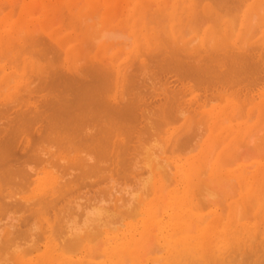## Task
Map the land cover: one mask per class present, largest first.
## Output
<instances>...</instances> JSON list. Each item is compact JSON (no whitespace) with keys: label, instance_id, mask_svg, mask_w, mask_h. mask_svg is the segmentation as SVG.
Returning a JSON list of instances; mask_svg holds the SVG:
<instances>
[{"label":"bare ground","instance_id":"obj_1","mask_svg":"<svg viewBox=\"0 0 264 264\" xmlns=\"http://www.w3.org/2000/svg\"><path fill=\"white\" fill-rule=\"evenodd\" d=\"M107 1L109 2L110 0ZM182 1L187 2L190 14L193 13V16L191 15L193 18L190 19V22L188 21L190 25H188V22L185 23L189 27L187 26L186 28L184 25L185 31L187 30L186 33L189 31L192 32L193 30L194 31L197 30L199 34V36L196 38L197 34L195 32L196 36L195 38H192V40L190 39L191 41L188 43V47H184L183 46L184 44L180 43L179 39L181 38H179V36L176 35L177 34V31L175 29L176 27L174 22L172 23L171 20L173 19V17L170 14H168V11L167 12L165 11L167 14L166 13L159 14V18H162L163 19L162 20L157 18L158 16H155L158 14V11L156 10L155 6H154L155 8L154 10L157 14L155 13L154 15L153 14L151 15L150 13H148V11H146L147 9L145 10V12H147L150 16H152L151 19L154 17L158 19V20L155 19L156 21L155 20L151 21V22H155V25L160 26L161 22L158 24H156V22L164 21L163 25H161L160 29H158L160 30L159 31L160 34L158 30L152 31V33L153 32L156 33V35L153 34V39L156 37L158 42V38L160 40V36H161L163 37L161 39L162 40L164 39L165 42L169 40L168 41L169 43H167L169 45H167L165 42H164L165 44L162 43L163 42L162 40H160L159 42L162 43V45L164 44V46L166 45L167 46L166 48L163 47V49H160L164 51L165 48V51L161 55L159 54L161 57L158 58V55L154 57V59L156 58L158 61L157 63L156 62L154 63L153 61L154 66L155 64H157L155 66V69L158 68V63L160 66V64L163 61L164 62L162 64H166V63L168 64L169 61L170 64L171 62L172 64H174L175 61H177V63H175L172 66L173 69L171 65L169 64L168 65L169 68L171 67L170 69H172L173 71H175L174 66L176 67L175 72L171 70L170 71L172 74H176V73L178 74L177 76L176 75L172 76L173 77L172 79H174L173 81L176 82L178 81L177 82L178 84L181 83V85L179 84L180 87L178 88V86L176 85L177 87L175 89L173 88L174 92L170 88L171 85L169 87L170 89L165 88L166 86H164V83L165 85L166 84L169 85L167 82L169 81L167 80L169 79V77L165 79L162 77L164 79L163 80L164 83L163 84L162 82L160 83L161 86H164L163 88L166 91L161 89L162 87L160 88V90H163L166 96L168 95L167 97L168 100L162 92L158 93L159 91L157 92L155 88L154 91H156L157 93L156 94L152 88V91L156 95H158V97L154 95L156 97L154 99L157 100L156 101L154 99L151 100L152 103L150 102V100L149 103H146L145 102L146 100L143 102L142 100L143 99L142 96L144 95L143 93L142 96H139L138 94L135 95L133 94L134 92L130 91L131 88L133 87L135 88L134 86L135 75L134 77H132L133 79L132 81H130L131 78L128 81L127 77L129 74H130L129 76L131 77L132 71H130V73L126 72L128 74L127 75L123 71V69L120 68V65L117 63V61L111 63L107 60H102L94 63L91 62V64L88 63L89 65L87 64L88 66H85L86 67L85 69H88V71L86 72L84 71L86 76H82L84 74H81L84 68L82 70L77 71V73L76 71H74L77 74V76L79 73L81 74V76L79 75L80 76L79 78H76V76L74 78V75L68 77L71 74L66 73L65 75L61 71L58 72L59 70H61L59 68L58 71H54L55 67L53 69V66H51L53 70L51 69V67L49 68L50 65L54 64V61L52 60H51L53 62L52 64L48 63L50 61L49 60L50 58H48L49 61L46 62L47 64L44 62L45 63L44 65L45 66L47 65L45 68L46 70H44L45 67L44 65L42 66V64H39L38 62L32 61V63L34 64L35 63L39 64L33 66V67L36 66L37 67V68L35 67L37 69L36 71H39V73H36L37 78L34 77L35 78L34 79L32 77L35 83L38 80H40L41 78L39 77L42 76L41 80H43L42 82L44 84L43 83L40 84L41 86L42 85L46 86L45 82L47 81V78L50 80L49 77L50 76L53 77L54 75L55 79L51 77L52 78L51 82H54L56 80L54 85L55 84L57 85V86L55 85L57 87L56 88L57 90L55 91L61 93L59 95L58 93L55 92L56 94H58L57 96H59L60 98V96H62L63 94L65 95V92L66 94L68 93V95H65L66 97L68 96V99H65L66 97L65 98L63 97L60 98L59 100L54 99L55 97H53L51 94H47V92L48 93L50 92V89L54 88L53 84L50 83V81L49 84H51L52 87H50L49 84H47L50 87V89L48 86L46 87L43 86L45 89L47 88L46 93L44 91V88L42 87L43 88L42 89L40 85H39L40 89H42L44 92L39 88H38L39 90L37 89L38 91L36 92V88L38 87V85L36 87L32 85L33 87L31 91L30 90L31 87L25 89L26 86H24V83L26 82L24 83L22 82V78H21L22 75L21 77H17L16 75H14L17 78L15 80H12V77L14 78V76H11L12 72L11 73L6 72V68L7 67L10 68V67L8 65L6 67H4V65H0V98H1L0 100L3 101V103L0 102L1 104L0 107L5 109V111L2 110V108L0 109L1 110L0 111L1 112L0 114V264H264V176L261 177L262 173H264L263 171L264 167H262L264 164V162H262L264 160V157L261 156L262 153L264 155L263 152L264 150L262 149L261 153L258 154V156L259 155L261 156L260 158H262V161L261 160L260 161L263 164L247 165L244 164L243 162L241 163V161L240 163H238V161H236L238 160L237 157L232 156L231 158L228 157V155H225L226 149L221 153V155H219L220 152L218 153L215 151L216 149L214 150V145H212L211 142L212 140L210 141L209 138L205 143L204 149L202 144L201 148L203 150H201L200 152L198 151L197 155L194 156L192 155L193 157H190L189 161H187L186 159L185 161L180 158V157L183 158V156H179V158L177 157L172 158L171 155H167L168 153H173V152L175 153L178 149L181 150V147H177L178 149L175 150V146L177 145L176 143L174 146L171 145L164 146L165 149L162 146L164 142L168 143L169 141H172L173 137L178 132L177 127H171V128L167 127L170 126L171 123H173L172 121H168L169 119L171 120V118L169 117L168 119L167 116H169L172 112L177 111L174 110L176 105H178V108L182 107V109L181 108L179 109V111L181 110L180 112L177 111L180 115H185L186 113L187 116H193L192 118L194 119L196 118L195 120L193 119L194 124H192V120L190 123L191 125H193V129H190V125H189V129H188L189 131L187 130L188 131L187 135H189V132L191 134L189 135L190 137L192 135L194 137V132L196 130H198L197 132H199V129L195 130V128H199L201 124L202 125L207 124V127L209 126L214 127L213 124L215 123V120L213 119V117L217 118V116H215V114L212 113L214 107L209 108L207 106V103L212 100H208L206 103H205L206 100L205 101L201 100V102L199 101L201 99L200 97L203 96L205 97L206 92H209V96L212 98L216 96L218 91L220 92L217 94V96L220 95V93L222 95L225 94L224 92H229V93L231 92V94L232 95L234 94L235 96L228 95L229 93H227L226 95L230 97L232 96L231 98L233 99L234 97L235 99L239 98L236 101L237 104L238 103L240 104L241 102L240 100L243 99L241 102L243 104L241 105L247 107L249 110H254V109L259 111L264 110V77H263L264 76V0H232L233 4L231 3V0H229V2L227 0L226 2L227 4L230 3L232 6L234 5L236 8H238L240 5L242 7L244 6V4H246V8H248L249 10V11L246 10L245 12L239 15L237 14L238 16L237 15L235 17L230 16L229 18L226 15L228 13L223 12L224 7L225 10L227 11L228 9V8L226 9L227 5L221 7V5L223 6L226 4L225 3L226 0H212L213 1V2L211 1L213 3L212 5L216 6V7L212 6V8L209 5H204L203 1L207 2L206 0L203 1L201 0L203 4H201L200 1L196 2L198 0H182ZM211 2L209 4H211ZM4 3L6 4L5 1ZM4 3L2 2V4ZM219 3L220 4L223 3V4L220 5ZM240 3H244V4H240ZM13 4L16 5V3ZM44 4L46 5V7H48L46 2ZM236 4H239V6H237ZM6 6L5 7L3 6V8H6ZM167 9L169 10V8ZM197 10H198L197 13L201 14L203 17L197 14L199 16L198 17L196 13L194 15V12H196ZM216 10L218 15L216 13ZM218 10L219 11L222 10V11L219 13ZM234 10L235 12L234 11L231 12L236 14V9ZM1 11H3V9ZM27 12L28 11L25 12L26 15ZM31 12L32 9H30V13ZM152 13H154V11H152ZM25 14L23 16L24 18H25ZM230 15H232V13ZM187 16L188 15H186L185 17ZM55 17L57 19L58 16L55 15ZM194 17L195 18L197 17V19H194ZM24 18H22L23 21L21 19L20 21L22 22L26 21V18L25 19ZM30 18L33 19V17L31 16ZM89 18H93V16L91 17L89 16ZM109 20L107 21V19H102L101 23L103 25L101 29H99L100 32H98L97 29H95L96 30L95 34H93V35H97V32L100 33L98 34L99 39L98 38L96 39H98L99 41L104 40L101 47H108L109 45H111L112 48L115 45H122L123 47L124 46L126 47L128 45L131 46V44H133L132 36L128 35V38H126V36L124 35L125 31L122 30L123 32L120 31L117 32L115 29L117 27L108 24L110 22ZM67 21L71 22V20H67ZM76 21L79 24V21L77 19ZM199 21H201L203 24H206V26L202 27L203 24L200 23ZM111 22L113 23L114 20L112 19ZM166 22H168L169 25H171L172 23L171 28L173 29H168L166 26ZM191 22L192 23L194 22V24L195 25L197 24L198 26L192 27L193 24ZM145 24L149 25L146 21ZM68 27H72V26L68 25L67 28ZM162 28L164 29V32L161 33V31L163 30ZM145 29L146 30L148 29L147 26L145 27ZM23 31L21 36H23ZM147 31H145L146 35H147ZM183 31L184 29L181 32ZM92 32H94V30ZM184 32L183 34H186ZM11 33L13 34V32ZM85 34L86 33L84 32L83 35L86 36ZM7 35L8 37L12 38L11 35L9 34ZM28 36L27 38L30 41L32 40L31 42L27 41V39L25 40L26 37L23 36L25 41L23 40L22 41L23 43L25 42V44H22V46L23 45L25 46L22 47L16 45L18 48L21 47L20 49L17 48L19 50L18 53L20 54L15 52V54L17 53L19 57V61L17 62L19 63L18 64L19 67L15 66L16 70H18V68H20L23 65L20 64L22 62L20 59L21 56L24 53H26L25 50L28 51L29 49L28 44L34 43L33 38H35V36H33L32 39L30 38L31 36L29 37ZM79 36L82 37V35L80 34ZM165 36L166 38L168 36V38L167 39L164 38ZM94 37L92 38L94 39ZM149 37H152V34L150 36L149 35L146 36L147 39ZM2 38L3 37H1L0 41L5 40L4 38L3 39ZM119 38H122L123 41H115L116 39ZM124 38L128 41V43L129 42L130 43L129 44L125 43ZM149 39L152 40V38ZM196 39H198L199 41L198 46L195 45L196 43H194L195 41H197ZM85 40H87V38ZM85 40L83 39V42ZM93 42L96 43L95 41H92L91 45H93L92 44ZM157 42L156 44H158ZM88 44H90V41L89 43L87 42L86 45ZM175 44H177L178 46L180 45L181 47L183 46L182 48L185 49H182L181 47H178ZM60 46L61 47H59V52L61 51V54H64V57L66 58V60H68L69 59L68 56L71 55L69 54L70 51H68L66 47H63L62 44H60ZM111 46L108 47V50L111 49L110 48ZM194 46L197 47L194 48ZM30 47L32 48V46ZM189 47H193L194 49L190 48L191 50H189ZM24 48L25 50H23L24 51L23 52L22 49ZM31 48L29 49V51H32ZM57 48H56V53L58 52ZM166 49L168 50L170 49L172 53L169 51L168 53H166L167 52ZM90 51L92 50L90 49ZM188 51H191L190 54L188 53L189 55L186 53ZM33 52L36 53V49L34 50L33 48ZM33 52H30L31 55L33 54ZM59 52L58 54H60ZM182 52L183 55L185 54V56L187 57L184 56L185 58H183V60H180L182 57L179 55L182 54ZM28 53L29 52H27V56ZM35 53L33 54L35 59L41 58L38 53L36 54L38 55V57L37 56L35 57ZM173 53H178L179 55L178 54L176 56L175 54L172 55ZM168 55L169 57L170 56L171 57L167 58ZM190 55L191 57H194L195 60L192 59L191 61L190 59V62H188L187 60L191 58L188 57ZM6 56L7 54L5 55V57ZM48 56L49 55H47L46 57ZM164 56L166 60H164L163 58ZM59 57H61V55ZM118 57L120 56H117V58ZM27 58L26 57L23 58L25 65ZM161 58L163 60H161ZM178 58L180 59L178 60ZM170 59L173 60L171 61ZM11 61H9L10 64L17 65V63L15 62L17 60H14V62L12 63ZM135 64H133V66ZM150 64L151 66H153L152 63H149V65ZM249 64L252 67V68L250 67V70H249ZM141 65L139 66L142 67ZM149 65L147 64L146 69L150 68L148 67ZM165 66L168 68L167 65H164V68H166ZM38 67H41L42 70L41 69H40L41 71L38 70ZM61 68L63 67L61 66ZM162 68L163 67L157 69L160 70L158 71L159 74H165L166 73L165 71L167 72L169 71V68L167 70L163 68L165 71H163ZM43 70L46 72H44ZM149 70L151 71V68ZM42 71L46 74L50 73V75L47 74V76L49 77L46 76L47 77L46 78L45 74H43ZM150 71L148 72L146 71V72L151 73ZM170 71L168 73H170ZM53 72L54 73L57 72L61 75L63 74L65 76V77L63 76L64 79H62V77H60L61 79L60 78L56 79V77H59L60 75L56 73L55 76ZM40 73L41 76H39ZM142 74L145 75L144 73L141 72V75ZM139 75L138 77L140 78ZM187 75L189 76V79L187 77L184 80L185 76ZM34 76H35V72H34ZM190 76L193 77L194 84L192 82L193 79L190 78ZM25 77L26 76H24V78ZM66 77L67 79H65ZM179 77L183 78V79L181 78L182 81L180 80ZM45 79L46 81H44ZM187 79L190 80V82L188 81L189 84H186L187 85L186 86L185 83H183V81L187 82ZM58 80L59 82H57ZM61 80H63V82L66 80L62 84L63 86L65 85L64 87L62 85L60 86L57 84V83L61 84L62 83ZM179 80L181 82H179ZM126 81L129 82L128 84H132L133 87H131V85L130 86L127 85ZM133 81L134 83H132ZM153 82L154 81H152V83ZM169 82L171 84V81ZM255 84L257 86V89H254ZM22 87L24 88L22 89ZM211 87H215V89L212 88L214 91H216V94L214 95L215 92H213L212 90L214 96L210 95ZM63 88L65 89V92L60 91ZM27 89H28V93H26L27 91L25 92V90ZM197 90L198 91L200 90V92H198L200 94L198 95L194 94V92H197ZM40 91H42L45 94L44 96L45 98L42 96L43 95L42 92L41 94L38 93ZM52 92L54 93L53 90L50 93ZM148 92L146 94L145 99H147L148 98L147 96L151 94V93L148 94ZM177 92L179 93L178 96L179 100L178 98H176L177 97L176 95H178ZM180 92L183 93L184 98L185 96L191 95L186 104L181 103L185 100L183 98L182 101L181 97L183 96L182 93ZM34 93L38 96L39 95L42 96V97L39 96L40 98L38 97L39 101L42 98L44 99L38 102L37 101L38 98L35 97ZM171 93L175 95L173 96ZM153 94L149 96L150 99H152ZM161 94H163L162 97ZM237 94L238 96L240 95V97L243 98L240 99V97L236 96ZM170 95H172L171 97L174 100L171 97H169ZM206 95H208V93H206ZM159 96L162 98V99L160 98L161 101L159 100ZM136 97L137 99L139 97L140 99L141 98L142 99L136 100ZM63 99H65L64 102H62ZM214 99H216V97ZM164 100L170 103L168 104L166 102L167 105L165 104L163 105L162 101ZM157 101L160 102L158 103ZM172 101L174 103L177 101L176 105L174 104L172 105L171 104ZM138 102L140 103V105L142 103V105L137 110L141 111L142 113L145 112L144 109L146 107L145 104L152 105L153 102L155 103L150 107V109H152L153 114H156L157 112V114H159L160 116V119L158 117H154L157 119L153 120L152 119L153 117H150L151 120L156 121V123L153 122L154 124H158L157 126L153 125V127H156V130L151 126L153 123L149 126L152 127V130L154 129L155 131H157V129L160 130L162 126L166 124L165 126L167 128L165 129L164 132L165 139L163 143L159 142L162 141L161 136L159 137L161 138L160 140H158L159 138L157 137L159 136L158 134H160L161 131H159L156 135L155 131H154L155 134L153 131L150 132L151 131L150 127H148L147 125L146 126L150 131H148L145 128V122L143 123L144 125L142 124L144 126V128L142 126V130L145 129L143 131L140 129L141 127H139V124L138 126L136 125L137 122L139 121V117L136 119L137 116L134 115L135 117L134 118L133 115L130 114L131 112L133 114L139 113V111H136V108H138L139 106ZM26 104H28V106L30 105L31 107L26 108V110H24V108L22 109V107H27ZM143 105L145 106L143 108L144 110L142 109ZM155 105L156 106L158 105L159 108H157ZM231 105L232 108L234 109V104ZM19 106L22 107L20 108ZM242 106H239L238 110H240ZM170 107L172 108V110ZM244 107L242 108L244 109ZM140 108L142 110H140ZM237 108L235 110L238 113L239 111L237 110ZM153 109L155 110V112L153 111ZM161 110L164 111L161 112ZM167 110L168 111L171 110L172 112L169 113L170 111L168 112ZM145 113L144 115L146 116ZM162 113H164L163 116ZM166 113L167 115H165ZM237 113L235 115H237ZM176 115L174 113V116L172 115V118L176 117ZM151 116L153 115L151 114ZM130 118H132L133 120L136 119L134 122L135 124L134 123L131 124L133 120H131V122L128 121L130 120ZM147 118H149L148 115ZM182 118L184 117L182 116ZM189 119L190 117H186L185 121H188ZM222 119L224 120V118ZM157 120L159 121V123H157ZM164 121L167 123H165ZM41 123H43L42 130L40 131L39 134L44 135L46 139H44V136H41L39 134H38V139L35 138L37 137L36 136L37 134L34 135L35 136L34 139H37L40 142V140L42 141L40 137H42L44 140L48 141L47 144L48 146H49V142L52 141L55 146L53 144H50V146L53 145L51 147L56 151L55 150L51 151L52 149L49 146L50 149L49 152L48 151L49 149L48 148L46 149L47 146L43 144L44 141L43 143L41 142V144H43L45 148L44 146H41L44 148L43 150L41 149V147L37 149L40 143H37L38 142L37 141L36 142L37 146H36L35 144L36 140H34V144L32 142L33 144L32 147L27 146V148L29 147L28 149H30L27 150L30 151L29 154L31 155H28V151H26L25 147H24L25 148L24 151L26 152L22 151L24 153L23 156L25 155V153H27L26 156L27 157L29 156L28 157L29 159H31L32 157L31 160L28 159L31 162L27 161L26 156H25L26 160L24 161V158H22V154L20 153L21 154L20 155L17 151H15L16 146L18 142L21 141V137H24L23 136L24 134L29 133L28 130H30L29 129L30 127L33 126V129H35L34 125ZM168 123L170 125H168ZM196 123H199L198 124L199 127L197 126ZM159 124H162V126L161 125L159 126ZM194 125H196V127ZM135 126L138 128H136ZM261 126L262 127H259L258 130L256 128V133L254 132L255 134L254 133L249 134L250 138L248 139L250 141L248 140L249 141L248 144H251L254 141L253 139H255L254 136L256 134L260 135L262 131L264 132V127H263L264 125ZM130 127L132 129H130ZM205 127L206 126H203V128ZM135 128L137 131L139 129L140 131L138 132L139 134L136 132V130H133ZM203 128L200 127V129ZM191 130H193V132ZM30 131L34 132L33 130ZM133 131H135L134 133L136 135L132 134ZM146 131L147 134H149L150 132L151 135L152 134L155 135V137L153 136L151 137L149 134L147 135V137L148 139L149 137L155 138L156 142L155 140L154 142H152L153 139H151L149 140L150 142L147 141V143H145L146 140L148 139L142 141L143 139L138 138L140 136V133L142 132L145 133ZM203 131L204 129L200 130L199 132L200 135L202 136L205 132ZM32 132H30L31 137H33L32 134H34ZM131 135L134 136L132 137ZM257 135L255 137H259ZM261 135H263V137L260 136L261 138L260 137L258 139L256 138L255 146L256 145L258 146V143L260 144V147L261 145H264L263 144L264 133ZM135 136L136 139L133 140ZM143 136H145V134H143ZM216 136L218 135H214L212 133L213 139H215ZM156 137L158 139H156ZM182 137L184 136H181L180 138ZM198 137L200 138V136L197 135V139H196L197 141L199 140ZM130 138L132 142H135L134 147L132 146L133 144H131L132 149L136 147L134 150L137 149L138 144L140 143H142V145L143 143L145 144L144 146L145 149L141 145V149L138 150L141 151L142 149H144L143 150L144 154L141 151V153L139 152L141 155L137 153L136 156L134 152L135 156L134 155L132 156L133 159L138 157L137 160L135 159L136 161H138L139 158L142 157L141 158L142 160L140 159L141 161L136 162L133 161L132 159H129L131 157L129 156V154L131 153L133 154V152H131L132 149L129 143ZM185 138H187L186 135ZM195 138L196 136L194 137L193 140L194 142L196 141ZM176 140H178V137ZM31 141L32 140H30V144ZM136 141H139L140 143L139 142L136 143ZM187 141H189V139ZM190 142L191 141H189V143ZM241 142L239 143L238 148L242 147L240 146ZM127 143L129 144L130 147L129 149L127 148L128 147ZM148 143L151 144L154 143L153 145L158 143L157 146L159 145V143L162 144H160L158 147L156 145L154 146L157 149L156 151L157 153H155L153 147L150 148L147 147L150 145ZM177 143L178 145L180 144L179 141ZM217 143L215 145H217ZM74 144L75 145L77 144L76 146H78L79 148L78 147L77 148L82 151L81 152L82 155H84L85 153L84 156L86 155L87 156L86 157L77 156L79 155L80 152L77 154L79 150L77 149L76 151V146ZM181 144H184L183 141L181 142ZM27 145H29V143ZM81 145L84 149L80 147ZM190 145L192 149H195L191 143ZM219 145H217V147ZM34 146L36 147L35 152H33L35 150V148H33ZM69 146L71 148L74 146L75 150L74 149L71 150ZM161 146L164 149V151H162ZM247 146H248L247 148L253 149V147H251L250 145ZM146 147L148 149H146ZM191 147L189 148L190 150L188 151H191ZM158 148L159 150H161V152L160 151L158 152ZM240 148L238 149V151L240 150ZM65 149H69L70 152H72L71 153L72 156L76 152L75 156L71 157L70 152H68V150ZM126 149H128L131 153L128 154ZM59 150L63 152L62 154L65 153L64 156H66V158H64V156L62 157V154L56 153ZM85 151L86 152L91 151V154H88L89 152H87L86 154ZM240 151L242 152V150ZM14 152H16V154L18 153L19 155L13 156L15 154ZM161 153L162 155H160ZM125 154H128L129 157L127 156V158L129 160H127V158L124 157ZM245 154L244 156H246ZM57 155H61V157ZM138 155H140L141 157ZM240 155L241 154L238 153V156ZM16 156L19 157L21 156V157L20 158L18 157L19 158L18 159L16 158ZM196 156L198 157L196 158ZM14 157L19 161L20 159H22V163L25 165L17 166L19 165L20 162L16 161ZM130 160L131 162L129 163ZM63 161H65L66 164H64ZM16 162L19 163L17 164ZM22 163H20V165ZM61 163L65 165L64 166L62 164V166H64L67 169V171L64 169V167L58 166V164L61 165ZM128 164H130L131 168H128L130 167ZM58 167L62 168L63 171L66 172L62 173V171ZM113 167H116L118 170H120V171L116 170L118 171V173L120 172V175L116 174L117 176L116 178L121 180V182L123 180L125 184L121 183L122 185L121 186L120 183L118 184V181H116L118 179L114 178V181H112L113 185H109L108 188L102 187L104 189H102L99 192L98 190H96L98 187L95 186L98 183L93 178L97 177L98 179L97 178L96 179L99 182V177L100 179L105 178L106 175H104L105 177H101V175H103L105 172L107 174V170ZM121 172L123 174H121ZM125 174L127 177L124 176ZM129 175L130 176L132 175L131 177L133 179L132 181L133 183L130 182L131 179L130 177L128 182ZM123 176L126 179H124ZM90 179L92 183L94 182L93 180H95V182L92 185L95 188L96 187L97 188L95 189L92 185L87 184V186L89 187L91 186L90 188L88 187L89 188L88 190L91 189L90 190L91 193L92 194L94 193L93 196L95 195V192L98 191L99 194L98 195L96 194L98 197H95L96 195L94 197L90 196L91 193L88 194L87 193L88 190H86L87 186L85 188L84 187L82 188V186H84L83 183H85V185L86 183H91L89 182ZM102 179L100 181H102ZM103 181L102 184L104 183ZM99 183L101 184V182ZM115 183H117L118 186ZM81 184H82L81 186L82 190L80 188ZM104 185H106V183ZM93 188L96 191H94ZM76 191L77 192L80 191L79 193L81 194V196L83 193L81 191H84L83 194L87 196L83 195L84 197L83 199V197L77 195L79 193H76ZM74 192L79 197L77 196L74 197L73 195L75 194ZM72 195L73 197L71 198ZM86 197H88L87 198L88 200L86 199ZM149 254H151V256H149Z\"/></svg>","mask_w":264,"mask_h":264},{"label":"rangeland","instance_id":"obj_2","mask_svg":"<svg viewBox=\"0 0 264 264\" xmlns=\"http://www.w3.org/2000/svg\"><path fill=\"white\" fill-rule=\"evenodd\" d=\"M4 1L6 2V4L4 3ZM9 1V2H8ZM15 1V2H14ZM30 1V2H29ZM145 0H110L109 2L107 1V0H97V1H95V0H0V40H1V37H3L5 40L4 41H0V65H4V67H6L7 65L10 67V68H6V72H8V73H11V76H14V75H16L17 77H21V75H22V82L24 83V82H26V83H24V86H26L25 87V89L26 88H30V90L32 91V85H34L35 87L38 85V87L36 88V92L40 89V86H41V84L40 83H43L42 81L43 80H41L42 79V76H41V73H40V75L39 76H41V77H39V78H41L40 80H36L37 82L35 83V81H34V77H36V73H39V71H36L37 69V67L35 68V67H33L34 65H39V64H42V66L46 63V62H48L49 60L51 61H54V64L53 65H50L49 66V68L51 67V66H53V69H54V67H55V70L54 71H58L59 69H61V70H59L58 72H62L63 74H65L66 75V73H69V74H71V75H67L68 77H71L72 75H74V78H75V76H76V78H79L80 76H81V74H84V75H82V76H86L85 75V72L86 71H88V69H85L86 67L85 66H88L89 64H91V62L92 63H94V62H97V61H102V60H107V61H109V62H111V63H114V62H116L117 61V63L120 65V68L121 69H123V71L126 73H130V71H132V73H131V77L128 75V81L130 80V78H131V80L130 81H132L133 79H132V77H134V75H135V79H137V80H135L134 79V81H135V83H134V81L132 82V83H134V86H135V88L133 87V85L132 84H128L129 82H127L126 81V83H127V85H131V87H133V88H131V90L130 91H132V92H134L133 94H138L139 96H142V93L144 94L143 96H142V100H143V102L145 101L146 103H149V100H150V102H151V100H153L154 98H156V97H158V95H156L157 93H156V91H154L155 90V88H156V90H157V92L158 93H163L164 94V91L163 90H165L163 87L164 86H166L165 88H169L170 87V85H171V89H172V91L174 92V90H173V88L175 89L177 86H178V88L180 87L179 86V84L181 85V83H177L176 81H173L174 79H172L173 77L172 76H177L178 74L176 73V74H172L171 73V71H173L172 69H173V65L175 64V63H177V61H175V63L174 64H172V62H171V64H170V61H169V65H171V67H172V69H170L169 68V65L166 63V64H160V66H159V63H158V68L157 69H160V67H163L164 68V65H167L168 66V68H169V71H170V73H168L167 71H165L164 69H168L166 66V68H162V70L163 71H165L166 73L165 74H159L158 73V71H160V70H157V69H155V66L157 65V64H155V66H154V63L156 62H158L157 61V59L155 58L154 59V57L155 56H157L158 55V58L159 57H161L160 55L165 51V48H166V46L167 45H169V44H167V43H169L168 41L169 40H167L166 42H165V40L163 39H161V38H163V37H161L160 36V40H162L163 42L162 43H166L167 45L166 46H164V44L162 45V43H159L160 42V40H159V38H158V42H157V38L155 37L154 39H153V34H155L156 35V33H152V31L154 30V31H157L158 29H160V27H161V25H163V22L162 21H158V22H156V24H158V23H160L161 22V25L159 26V25H155V22H151V21H153V20H155V19H157V18H159V14L160 13H166L167 11H168V14H170L172 17H173V19H171L172 20V23L174 22V24H175V29H176V31H177V34L176 35H178L179 36V38H181V39H179L180 40V43L182 44H184L183 46L184 47H188V43L192 40V38H195V36H196V34H197V36H196V38L199 36V34H198V32H197V30L196 31H192V32H190L189 30V32H187L186 33V31H185V28H184V25H185V27L187 28V26L188 25H190V19L191 18H193L192 16H193V13L192 14H190V11H189V8H188V5H187V2H183L182 0H147V1H145ZM200 1V3L201 4H203L202 2H201V0H198V1H196V2H199ZM203 1V0H202ZM207 2H205V1H203L204 2V5H209L211 8H212V0H206ZM212 1V2H211ZM2 2L4 3V4H2ZM46 2V4H47V6L48 7H46V5L44 4ZM145 4H144V3ZM211 2V4H209ZM227 2V0L225 1V3ZM228 2H229V0H228ZM8 3V4H7ZM13 3H16V5H14ZM31 3H33V4H31ZM216 3H218V2H216ZM224 3V4H225ZM231 3H232V0H231ZM244 3H246V2H244ZM244 3H240V4H244ZM30 4H31V6H30ZM107 4V5H106ZM166 4H167V6H166ZM179 4V5H178ZM180 4H181V6H182V8H181V6H180ZM220 4V3H219ZM218 4V5H219ZM221 4H223V3H221ZM220 4V5H221ZM230 3H226L225 5H221V7H224V6H226L227 5V7H226V9H227V11L225 10V7H224V11L223 12H225V13H228V14H226L227 15V17L229 18L230 16H232V17H235L237 14L239 15V14H241V13H243V12H245L246 10L247 11H249L248 10V8H246V4H244V6H242L241 7V5L239 6V4H236L237 6H239L238 8H236L234 5V7L231 5H229ZM233 4V3H232ZM8 7H7V6ZM97 7H96V6ZM106 5V6H105ZM127 5V6H126ZM170 5V6H169ZM215 5V4H214ZM3 6L5 7L6 6V8H3ZM12 6V7H11ZM110 8H109V7ZM151 6V7H150ZM154 6L156 7V10L158 11V14L155 12V8H154ZM229 6V7H228ZM24 7H26V8H24ZM31 7V8H30ZM42 7H44V8H42ZM46 7V8H45ZM169 8V10L167 9V8ZM213 7H216V6H213ZM220 7V8H221ZM236 9V14L235 13H233V12H231V11H234L235 12V10L233 9ZM64 8V9H63ZM104 8V9H103ZM109 8V9H108ZM149 8H150V11H149ZM218 8V7H217ZM219 8V9H220ZM233 10H232V9ZM239 8H240V10H239ZM3 9V11H1ZM5 9V10H4ZM13 9V10H12ZM14 9H15V11H14ZM30 9H32V12L30 13ZM134 9V10H133ZM147 9V10H146ZM166 9V10H165ZM186 9V10H185ZM215 9V8H214ZM12 10V11H11ZM61 10V11H60ZM63 10V11H62ZM145 10L146 11H148V13H150L151 15L153 14H157V15H155V16H158L157 18H152L151 19V17L152 16H150L147 12H145ZM222 10H223V8H222ZM221 10V11H222ZM239 10V11H238ZM26 11H28L27 12V15L25 14V12ZM152 11H154V13H152ZM164 11V12H163ZM166 11V12H165ZM215 11V10H214ZM219 11V10H218ZM221 11H219V13L221 12ZM135 12V13H134ZM139 12V13H138ZM198 12V10L196 11V12H194V15H195V13H196V15L198 14L197 13ZM230 12V13H229ZM238 12V13H237ZM62 13H63V15H62ZM65 13V14H64ZM216 13H217V10H216ZM232 13V15H230ZM8 14V15H7ZM14 16H13V15ZM24 14H25V18H26V21H24V22H22L23 20H22V18H24L23 16H24ZM143 14V15H142ZM167 14V13H166ZM222 14V13H221ZM233 14H235V15H233ZM55 15L56 16H58L57 17V19H56V17H55ZM96 16V18H95V16ZM186 15H188L187 17H185ZM192 15V16H191ZM198 15H200V16H202L201 14H198ZM197 15V16H198ZM217 15H218V13H217ZM223 15V14H222ZM221 15V16H222ZM225 15V14H224ZM237 15V16H238ZM7 16V17H6ZM30 16L31 17H33V19H34V21H33V19L32 18H30ZM89 16L91 17V16H93V18H89ZM148 18V20H147V18ZM220 16V15H219ZM251 16H252V14H251ZM3 17H6V18H3ZM22 17V18H21ZM66 17V18H65ZM88 17V18H87ZM144 17H145V19H144ZM177 17V18H176ZM184 19H183V18ZM199 17V16H198ZM203 17V16H202ZM224 17V16H223ZM9 18V19H8ZM19 18V19H18ZM24 18V19H25ZM31 19V21H30V19ZM142 18V19H141ZM227 18V19H228ZM252 18V17H251ZM255 18V17H254ZM6 19V20H5ZM20 19L22 20V21H20ZM75 20V21H73V20ZM76 19L79 21V24L77 23V21H76ZM102 19H107V21L109 20L110 22L108 23L109 25H111V26H115V27H117V28H115L116 29V31L117 32H123V31H125V36H126V38H128V35H130V36H132V43L133 44H131V46L130 45H128V46H122V45H115L113 48H112V46L111 45H109V46H111L110 48L111 49H109L108 50V47H101V45H102V43H103V41L104 40H102V41H99L98 39H99V35L98 34H100V33H98V32H100L99 31V29H101V27H102ZM114 20V22L112 23L111 22V20ZM159 19H162V18H159ZM188 19V20H187ZM194 19H197V17L195 18L194 17ZM199 19V18H198ZM225 19H226V17H225ZM4 20H5V22H6V24H5V22H4ZM27 20H29V21H27ZM38 20V21H37ZM66 20V21H65ZM67 20H71V22L70 21H67ZM158 20V19H157ZM163 20V19H162ZM17 21V22H16ZM19 21V22H18ZM86 21V22H85ZM145 21L149 24V25H147V24H145ZM156 21V20H155ZM189 21V22H188ZM192 21H193V19H192ZM194 21H197V20H194ZM26 22H27V24H26ZM29 22H32V23H29ZM43 22V23H42ZM67 22V23H66ZM75 24H74V23ZM82 22V23H81ZM188 22V25L187 24H185V23H187ZM200 23H202L203 22V20H202V22L201 21H199ZM28 23H29V25H28ZM68 24L69 26H72V27H68L67 28V26L68 25H66V24ZM72 23V24H71ZM86 23H87V25H86ZM154 23V24H153ZM172 23H171V25H169L168 24V22H166V26H167V28L168 29H173V28H171V26H172ZM192 23V22H191ZM196 23V22H195ZM89 24V25H88ZM98 25V28H97V25ZM165 24V23H164ZM183 24V25H182ZM193 24V26L192 27H197L198 25L196 24H194V22L192 23ZM191 24V25H192ZM203 24V23H202ZM3 25V26H2ZM79 27H78V26ZM84 25V26H83ZM144 25V26H143ZM27 26V27H26ZM76 26V27H75ZM81 26V27H80ZM82 26H83V28H82ZM88 26V27H87ZM147 26V30L145 29V27ZM201 26V25H200ZM204 26H206V24H203V26L202 27H204ZM8 27H10V28H8ZM22 27H23V30H22ZM46 29H45V28ZM65 27V28H64ZM75 27V28H74ZM125 27V28H124ZM163 27V26H162ZM180 27V28H179ZM189 27V26H188ZM69 28H71V29H69ZM80 28V29H79ZM81 28H82V30H81ZM91 28H92V31L94 30V32H92L91 31ZM94 28V29H93ZM16 29V30H15ZM21 29V30H20ZM75 29V30H74ZM79 29V30H78ZM87 31H85V30ZM95 29H97V35H93V34H95ZM114 29V30H115ZM163 29V28H162ZM184 29V33H186V34H183V32H181L182 30ZM11 30V31H10ZM123 30V31H122ZM142 30V31H141ZM179 30V31H178ZM19 31H20V33H19ZM22 31H23V36L24 37H26L25 38V40L27 39V41H29V42H31L28 38H27V36L29 35V36H31L30 38L32 39V37L33 36H35V38H33V41H34V43H32V44H28L29 46H28V48L30 49L31 47L30 46H32V48H31V50L32 51H29V49H28V51L27 50H25V48L24 49H22V51L23 50H25L26 51V53H22L23 55L21 56V67L20 68H18V70H16V67L15 66H18V64L19 63H17L18 61H19V57H18V55H17V53L19 52V50L18 49H20V48H18L16 45H18V46H22V44H25V42L23 43V41H25L24 40V38H23V36H21V34H22ZM145 31H147V35L145 34L146 32ZM160 30H158V32H159ZM11 32H13V34L11 33ZM16 32H18V33H16ZM53 32V33H52ZM80 32H82V33H80ZM84 32L86 33L85 35L86 36H84L83 34H84ZM91 32V33H90ZM162 32H164V29L161 31V33ZM180 34H179V33ZM195 32H196V34H195ZM88 33V34H87ZM152 34V37H149V38H152V40L151 39H149L150 40V43H151V45H150V43H149V40L146 38V36H150L151 34ZM7 34H9V35H11V37L12 38H14V39H12V38H10V37H8V35ZM14 34H16V35H14ZM41 34V35H40ZM79 34L80 35H82V37L81 36H79ZM91 34H92V36H91ZM159 34H160V32H159ZM166 34V33H165ZM19 35V36H18ZM88 35H90V36H88ZM144 35V36H143ZM154 35V36H155ZM162 35V34H161ZM167 35H168V33H167ZM184 35H186V36H184ZM16 36H17V38H16ZM28 36V37H29ZM37 36V37H36ZM44 36V37H43ZM79 36V37H78ZM95 36V37H94ZM169 36H170V34H169ZM192 36V37H191ZM194 36V37H193ZM85 37V38H84ZM88 37H89V39H88ZM91 37V38H90ZM92 37H94V39L92 38ZM2 38V39H3ZM40 38V39H39ZM43 38V39H42ZM87 38V40H85ZM96 38H98V39H96ZM164 38H166V36L164 37ZM167 38H168V36H167ZM166 38V39H167ZM12 39V40H11ZM45 39V40H44ZM83 39L85 40L84 42H83ZM125 39V38H124ZM141 39V40H140ZM146 41H145V40ZM191 39V40H190ZM199 39V38H198ZM198 39H196L197 41H195L194 43H196L195 45H197L198 46V44H199V41H198ZM23 40V41H22ZM95 41L96 43H92L93 45H91V42L92 41ZM44 41V42H43ZM49 41V42H48ZM89 41H90V44H88V45H86L87 44V42L89 43ZM115 41H123L122 40V38H119V39H116ZM51 42H52V44H51ZM124 42L125 43H128V41L125 39L124 40ZM152 42H153V44H152ZM156 42L158 43V44H156ZM19 43V44H18ZM46 43V44H45ZM62 44V46L63 47H66L67 48V50L68 51H70V53L69 54H71V55H69L68 57H69V59L68 60H66V58L64 57V54H61V51L59 52V47H61L60 46V44ZM86 43V44H85ZM130 43V42H129ZM128 43V44H129ZM13 44H15V45H13ZM21 44V45H20ZM26 44V45H27ZM85 44V45H84ZM96 44V45H95ZM156 44V45H155ZM185 44H187V45H185ZM44 45H46V46H44ZM91 45V46H90ZM172 45V44H171ZM176 46H178L177 44H175ZM174 45V46H175ZM190 45V44H189ZM194 45V44H193ZM14 46V47H13ZM23 46H25V45H23ZM22 46V47H23ZM35 46V47H34ZM43 46V47H42ZM49 46V47H48ZM173 46V45H172ZM182 46V47H183ZM197 46H194V48L195 47H197ZM58 47V48H57ZM89 47H90V49L92 50V51H90V49H89ZM163 47H165L164 48V51H162V50H160V49H163ZM178 47H181L180 45L178 46ZM181 47V48H182ZM13 48V49H12ZM18 48V49H17ZM33 48H34V50L36 49V53L35 52H33ZM43 48V49H42ZM56 48H57V51L60 53V54H58V52L56 53ZM168 48H169V46H168ZM193 48V47H189V50H191V49ZM193 48V49H194ZM47 49V50H46ZM51 49V50H50ZM89 49V50H88ZM174 49V48H173ZM182 49H185V48H182ZM186 49H188V48H186ZM18 50V51H17ZM50 50V51H49ZM109 51V53H108V51ZM167 50V52L166 53H168V51L169 52H171L170 51V49L168 50V49H166ZM176 50V49H175ZM174 50V51H175ZM178 50H181V49H178ZM46 51V52H45ZM88 51H90V52H88ZM160 51V52H159ZM162 51V52H161ZM193 51V50H192ZM8 52V53H7ZM15 52H17L16 54H15ZM21 52V51H20ZM24 52V51H23ZM27 52H29L28 53V56H27ZM30 52H33V54L35 53V57L37 56L38 57V55H36L37 53L39 54V56L41 57V58H34V55L32 56L31 55V53ZM106 52H107V54H106ZM121 52V53H120ZM131 52V53H130ZM180 52V51H179ZM183 52H185V51H183ZM183 52H182V54H178V53H173L172 55H174L175 54V56L178 54L179 56H181L182 58L180 59V58H178V60L180 59V60H183V58H185V57H187V56H185V54L183 55ZM10 53V54H9ZM84 53H86V54H84ZM154 53H156V54H154ZM172 53V52H171ZM187 54L189 53H191V51H188V52H186ZM7 54V56L5 57V55ZM18 54H20V53H18ZM84 56H83V55ZM120 54V55H119ZM160 54V55H159ZM188 54V55H189ZM15 55H17V56H15ZM47 55H49L48 57H46ZM61 55V57H59ZM87 56V58H86V56ZM145 55V56H144ZM154 55V56H153ZM164 55V54H163ZM167 55V54H166ZM169 55H171V54H169ZM169 55L167 56V58H170L169 57ZM192 55V54H191ZM191 55L190 56H188V57H191ZM57 56V57H56ZM117 56H120V57H118L117 58ZM185 56V57H184ZM15 57V58H14ZM24 57H28L27 59H26V65H25V63H24V61H23V58ZM67 57V58H68ZM150 57H151V59H150ZM178 57V56H177ZM17 58V59H16ZM42 58H44V59H42ZM45 58H46V60H45ZM48 58H50L49 60H48ZM77 58V59H76ZM84 58V59H83ZM154 60H153V59ZM164 58V60H166V58H165V56L163 57ZM174 58V57H173ZM176 58V57H175ZM17 60V61H15L16 63H17V65L15 64H10L9 63V61H11V63L12 62H14V60ZM80 61H79V60ZM88 59V60H87ZM118 59V60H117ZM190 59H191V61H192V59H194V57H191V58H189V60H187L188 62H190ZM6 60H8V61H6ZM38 60V61H37ZM65 60V61H64ZM77 60V61H76ZM152 60V61H151ZM161 60H163L162 58H161ZM167 60H169V59H167ZM171 60V59H170ZM173 60V59H172ZM171 60V61H172ZM195 60V59H194ZM193 60V61H194ZM32 61H34V62H38L39 64H34V63H32ZM48 62L49 64H52L53 62L51 61V62ZM88 61V62H87ZM153 61H154V63H153ZM244 61V60H243ZM45 62V63H44ZM79 62V63H78ZM85 62V63H84ZM135 62H136V64H135ZM152 63L153 64V66H151V64L149 65V63ZM159 62H160V59H159ZM188 62H186V63H188ZM246 62V61H245ZM7 63H9V64H7ZM89 63V64H88ZM141 63H142V65H141ZM247 63V62H246ZM47 64V63H46ZM84 65V67H83V65ZM88 64V65H87ZM133 64H135L134 66H133ZM147 64L149 65L148 67H150L151 68V71L147 68L146 69V67H147ZM25 65V66H24ZM80 65V66H79ZM139 65H141L142 67H140ZM161 65H163V66H161ZM12 66V67H11ZM45 66V65H44ZM47 66V65H46ZM46 66L44 67V70H46L45 68H46ZM61 66L63 67V68H61ZM79 66V67H78ZM137 66V67H136ZM139 66V67H138ZM19 67V66H18ZM25 67V68H24ZM56 67H57V70H56ZM81 67V68H80ZM131 67H133V68H131ZM144 67V68H143ZM250 64H249V70H250ZM43 68V67H42ZM48 68V67H47ZM59 68V69H58ZM85 70H84V69ZM131 68V69H130ZM176 67L174 66V70L176 71V69H175ZM252 68V67H251ZM253 68H254V66H253ZM41 69V67H38V70H40ZM51 69H52V67H51ZM52 69V70H53ZM78 69V70H77ZM83 69V70H82ZM140 69V70H139ZM144 69H145V71H144ZM155 69V70H154ZM42 70V69H41ZM40 70V71H41ZM43 70V71H44ZM79 70H82V72H81V74L79 73L78 74V76H77V71H79ZM129 70V71H128ZM144 72H143V71ZM19 71V72H18ZM24 71V72H23ZM35 72V76H34V72ZM42 71V73L43 74H45V77L47 76V74L46 73H44V72H46V71H44L43 72ZM49 71V70H48ZM74 71H76V73L74 72ZM85 71V72H84ZM148 71H150L151 73H153V74H151V73H147ZM162 71V72H163ZM175 71H173V72H175ZM50 72V71H49ZM52 72V71H51ZM141 72L142 73H144L145 75H141ZM54 73V72H53ZM57 73V72H56ZM56 73H54L55 74V76H56ZM135 73H138V74H135ZM164 73V72H163ZM179 73V72H178ZM260 73H262V72H260ZM42 74V75H43ZM57 74H59V73H57ZM61 75V74H59L60 76L59 77H56V79L57 78H60V77H62V79H64L63 78V76L64 75ZM125 74V75H126ZM140 74V75H139ZM151 74V75H150ZM158 74V75H157ZM33 75V76H32ZM38 75V74H37ZM48 75H50V73L48 74ZM80 75V76H79ZM138 75L140 76V78L138 77ZM153 75V76H152ZM157 77H156V76ZM10 76V75H9ZM16 76H14V78L12 77V80H15L17 77ZM24 76H26L25 78H24ZM149 76H151V77H148ZM160 77V79H159V77ZM166 76V77H165ZM170 76H171V78H170ZM34 79H33V78ZM44 77V76H43ZM44 77V78H45ZM47 77H49V76H47ZM46 77V78H47ZM52 76H50L49 78H50V80L47 78V81H46V79L44 80V81H46L45 83H46V86H48L47 84H49V81H50V83H52L53 84V89H50V87H52L51 86V84H49V89H50V92L53 90L54 91V93L56 92V93H58V91H55V90H57L56 88V86L54 85V83H55V81L54 82H51L52 80V78H54L55 79V77H54V75H53V77L51 78ZM65 77V76H64ZM137 77V78H136ZM146 77H147V79H146ZM165 78H168L169 77V79H167V80H169V81H171V84H170V82L169 81H167L168 82V84L169 85H165V83H164V79ZM188 77V79H189V76L187 75V76H185V78H184V76H183V78H184V80L186 79ZM260 77V76H259ZM261 77H262V75H261ZM264 77V76H263ZM37 78V77H36ZM43 78V79H44ZM144 78V79H143ZM156 78V79H155ZM162 78V79H161ZM174 78H176V77H174ZM180 78V80H181V78L182 77H179ZM182 78V79H183ZM190 78H192L193 79V77H191L190 76ZM27 79H30V80H27ZM61 79V78H60ZM65 79H67V77L65 78ZM139 79H140V81H139ZM149 79H152V80H149ZM158 79V80H157ZM170 79H172V80H170ZM187 79V82H185V81H183V83H185V85L186 84H189L188 83V81L190 82V80H188ZM260 79V78H259ZM258 79V80H259ZM159 80H161V81H159ZM179 80V82H181ZM257 80V81H258ZM41 81V82H40ZM66 81V80H65ZM64 81V82H65ZM138 81V82H137ZM148 81V82H147ZM152 81H156L155 83L153 82L152 83ZM194 81V79L192 80V82ZM257 81H256V83H257ZM57 82H59V80L57 81ZM62 82V83H61ZM61 84H59V83H57L58 85H62L64 82H63V80H61ZM151 82V83H150ZM162 82V84L164 83V86H161V83ZM174 82V83H173ZM191 82V83H192ZM33 83H35V84H33ZM37 83H39V84H37ZM142 83V84H141ZM182 83V84H183ZM44 84V83H43ZM139 84V85H138ZM150 84H152V85H150ZM158 84H160V85H158ZM193 84H194V82H193ZM40 85V86H39ZM67 85V84H66ZM175 85V86H174ZM177 85V86H176ZM184 85V84H183ZM29 86V87H28ZM44 85H42L41 86V88L43 87ZM46 86H44V87H46ZM63 86V85H62ZM65 86V85H64ZM63 86V87H64ZM137 86V87H136ZM150 86V87H149ZM153 86V87H152ZM168 86V87H167ZM173 86V87H172ZM187 86V85H186ZM249 86V85H248ZM250 86H252V85H250ZM254 86V85H253ZM259 86V85H258ZM43 87V88H44ZM59 87V86H58ZM142 87V88H141ZM162 87V88H161ZM24 87H22V89H23ZM39 88V89H38ZM42 88V89H43ZM62 88V87H61ZM61 88H59V89H61ZM138 88H139V91H138ZM144 88V89H143ZM151 88V89H150ZM152 88H153V91L156 93H154L153 91H152ZM160 88L161 89H163V90H160ZM169 88V89H170ZM177 88V89H178ZM212 88H214L215 89V87H211V91H210V95H213V92H215L214 93V95L216 94V91H214ZM34 89V88H33ZM38 89V90H37ZM42 89H40V90H42ZM58 89V90H59ZM133 89V90H132ZM136 89H137V91H136ZM150 89V90H149ZM159 89V90H158ZM254 89H257V86H256V84H255V88ZM64 90V91H63ZM142 90V91H141ZM179 90H181V89H179ZM212 90H213V92H212ZM217 90V89H216ZM27 91V92H26ZM43 91V90H42ZM42 91H40V92H38V93H40L41 94V92ZM44 91H45V93L47 92V88L45 89L44 88ZM43 91V92H44ZM61 92H65V89L63 88L62 90H60ZM59 91V92H60ZM149 91V92H148ZM166 91V90H165ZM178 91V90H177ZM218 91V90H217ZM25 92L26 93H28V89L27 90H25ZM42 92V96L44 97L45 96V94ZM48 93L47 92V94H51L53 97H55L54 99H56V100H59L60 98H65L66 96L65 95H68V93L66 94V92H65V95L63 96H60V98H59V96H57L58 94L60 95L61 93H58V94H56L55 93V95H54V93L52 92V93ZM69 92V91H68ZM147 92H148V94H153L152 95V99H150V95H148L147 97V99H145V97H146V94H147ZM168 92V91H167ZM171 92V91H170ZM169 92V93H170ZM172 92V93H173ZM176 92V91H175ZM198 92H200V90L198 91L197 90V92H194V94H196V95H198V94H200V93H198ZM220 91H218L217 92V94L219 93ZM20 93H22V92H20ZM26 93H25V95H26ZM171 93V94H172ZM178 93V92H177ZM176 93V94H177ZM180 93H182V92H180ZM206 93H208V95H206ZM205 93V97L203 96V97H200L201 99L199 100L200 102H201V100L203 101H205V103L208 101V100H212V101H209L208 103H207V106L210 108V107H214V109L212 110V113H214L215 114V116H217V118H215V117H213V119L215 120V123L213 124L214 125V127H212V126H209V127H207V124L205 125H202L201 124V126L200 127H202L203 128V126H206L205 128H203L204 129V134H203V136L202 135H200V130H203V129H200V127L198 126V124L199 123H196L197 124V126L199 127V128H195V130L196 129H199V132H197L198 130H194L195 132H194V137L196 136V138H195V140L197 139V135L198 136H200V138L198 137V141L196 140L195 142L193 141L194 140V137H193V135L190 137L189 135H191L190 134V132H189V135H187L188 134V129H189V125H190V129H193V125H191L190 123H191V120H192V124H194L193 122H194V120L196 119H194V118H192L193 116H187L186 115V113H185V115H180L178 112H180L179 111V109L181 108L182 109V107H180V108H178V105H176V102L174 103L173 101H172V105L174 104V105H176V107H175V109L174 110H177L176 112H172L171 110H172V108H171V110H167L169 113H171L169 116H167L168 117V119H169V117L171 118V120L169 119H167L168 121H172L173 123H171V125L168 123V125H170V126H167V127H177V134L173 137V139H172V141H169L168 143H166V142H164V139H165V137H164V132H165V129L167 128L165 125V127L164 126H162V124H159V126L161 125L162 126V128L160 129V130H158L157 129V131H155L156 130V127H153V125H155V126H157L158 124H154L153 122H155L156 123V121H153V120H155V119H157V118H154V117H158L159 119H160V116H159V114H157V112H156V114L158 115H156V114H153V112H152V109H150V107L152 106V105H154L156 102V100L153 102V104L151 105H148V104H145V106L143 105L142 106V109L144 108L145 109V112H147V113H145L144 111V113L146 114V116L144 115V113H142L141 111H139V110H137V109H139V107L142 105V103H141V105H140V103L138 104L139 106H138V108H136V111H139V113H141V114H139V113H135V114H133L132 112H131V114L130 115H133V117H134V115L135 116H137L136 117V119L139 117V121L138 122H140V123H138L137 121V126H138V124H139V127H141L140 129L142 130V126L144 125L143 123L145 122V128L148 130V131H150V132H156V135H157V133L159 132V131H161L160 132V134H158L159 136H157L158 138L161 136V138H157L156 137V139H158V140H162V141H159V142H164L163 143V148H164V146H168V145H171V146H174L175 145V143L178 145V141H179V143L181 144V142L183 141V143L184 144H179L178 146L176 145L175 146V150H177L178 148L177 147H181V150L180 149H178L175 153L173 152V153H168L167 155H171V157L172 158H179V156H183V158L182 157H180L181 159H183V160H187V161H189L190 160V157H193L194 155H197L198 154V151L200 152L201 150H203L204 149V147H205V143H206V141L208 140V138H209V140L212 142V145H214V150L216 151V152H220V154L219 155H221V153L226 149V151H225V155H228V157H231L232 158V156L233 157H237L238 158V160H236V161H238V163H240V161H241V163L243 162L244 164H247V165H249V164H251V165H253V164H263L262 162H264V160L262 161V158H260L261 156L262 157H264V155H263V153H262V155L260 156H258V154H260L261 153V151H262V149L264 150V148H263V146L264 145H261V147H260V144L258 143V146L256 147L255 146V140H256V138L258 139L260 136H262L263 137V135H261V134H263L264 132L262 131L261 133H260V135H257V136H259V137H255L254 136V138L255 139H253L254 141L251 143V144H248V142L250 141L248 138H250L249 136V134H251V133H256V128H257V130L259 129V127H262L261 125H264V110H261V111H259V110H249L247 107H244V106H242L241 104H243V103H241L242 102V100H240L239 102H240V104H239V106H242V107H244V109L242 108V110H241V108H240V110H238V108H239V106H238V104H237V100L239 99V98H237V99H235V97H234V99L233 98H231L232 96H235L234 94L232 95L231 94V92L229 93V92H224L225 94H222L221 95V93H220V95H218L217 96V94H216V99H214V98H212V97H210L209 96V92H206ZM212 93V94H211ZM223 93V92H222ZM227 93H229L228 95H232L231 97L230 96H228V95H226ZM35 94V93H34ZM163 94H161V97H162V95ZM236 94V93H235ZM244 94V93H243ZM70 95V94H69ZM138 95H137V97H138ZM156 97H155V96ZM165 96H166V94H164ZM173 96L175 95V94H172ZM172 95H170L169 97H171ZM213 95V96H214ZM39 96H41V95H39ZM38 95H36L35 94V97H39ZM41 96V97H42ZM177 97L176 98H178V100H179V93H178V95H176ZM182 96H183V93H182ZM190 96L191 95H188V96H185V98H184V96L183 97H181V94H180V97L182 98V101H183V98H184V100L185 101H183V102H181V103H184V104H186L187 102H188V99L190 98ZM209 96V97H208ZM236 96H238V94L236 95ZM56 97H58V98H56ZM70 97V96H69ZM137 97H136V100H138V99H140V97L137 99ZM160 96H159V100L161 101V98ZM168 97V95L166 96V98ZM238 97H240V95L238 96ZM40 98V97H39ZM39 98H38V102H40L41 100H43L44 98H42L40 101H39ZM71 98V97H70ZM69 98V99H70ZM161 98V99H160ZM163 98H164V96H163ZM165 98V99H166ZM172 98V97H171ZM180 98V99H181ZM212 98V99H211ZM218 98V99H217ZM219 98H220V100H219ZM241 98H243V97H240V99ZM1 99V98H0ZM65 99H68V96L65 98ZM65 99H63V101L62 102H64V100ZM140 99V100H141ZM170 99V98H169ZM173 99V98H172ZM171 99V100H172ZM234 101H233V100ZM167 100H168V98H167ZM174 100V99H173ZM177 100V99H176ZM215 100V101H214ZM160 101H157L158 103L160 102ZM0 102L1 103H3V101H1L0 100ZM60 102V101H59ZM163 102V105L165 104V105H167V103H168V101H166V100H164V101H162ZM162 102H161V104H162ZM167 102V103H166ZM179 102V101H178ZM37 103V102H36ZM152 103V102H151ZM170 103V102H169ZM168 103V104H169ZM180 103V102H179ZM38 104V103H37ZM36 104V105H37ZM40 104V103H39ZM41 104H42V102H41ZM157 104V103H156ZM178 104V103H177ZM231 104H234V109L232 108V105ZM27 105V107H22V106H19L20 108L22 107V109L24 108V110H26V108H28V107H31L30 105L28 106V104H26ZM159 105V104H158ZM156 106L157 108H159V106ZM180 105V104H179ZM219 105V106H218ZM220 105H222V106H220ZM0 106H1V104H0ZM24 106V105H23ZM149 106V107H148ZM181 106H182V104H181ZM237 106H238V108H237ZM148 107V108H147ZM164 107V106H163ZM166 107V106H165ZM169 107V106H168ZM183 107H184V105H183ZM227 107V108H226ZM2 107H0V109H1ZM147 108V109H146ZM169 108V109H170ZM176 108H178V109H176ZM237 108V110L239 111L238 113H237V111L235 110ZM257 108H258V106H257ZM141 108H140V110H142ZM143 109V110H144ZM155 109V108H154ZM153 109V111L155 112V110ZM167 109V108H166ZM226 109V110H225ZM231 109V110H230ZM246 109V110H245ZM2 110H4L5 111V109L4 108H2ZM135 110V109H134ZM133 110V111H134ZM151 110V111H150ZM159 110V109H158ZM157 110V111H158ZM235 110V111H234ZM1 111V110H0ZM23 111V110H22ZM162 111H164V110H161V112ZM227 111V112H226ZM250 111V112H249ZM256 111V112H255ZM166 112V111H165ZM167 112V113H168ZM184 112V111H183ZM241 112V113H240ZM252 112V113H251ZM150 113V114H149ZM167 113L165 114V115H167ZM174 113H175V115L176 114H178V115H176V117H174V118H172V115L174 116ZM217 113V114H216ZM237 113V115H235ZM249 113V114H248ZM259 113V114H258ZM0 114H1V112H0ZM151 114L153 115V116H151ZM163 114L164 113H162V116H163ZM188 114V113H187ZM138 115H140V116H138ZM144 117H142V116ZM147 115L149 116V118H147ZM161 115V114H160ZM189 115H191V114H189ZM181 116V117H180ZM182 116L184 117V118H182ZM250 116V117H249ZM132 117V116H131ZM132 117V118H133ZM150 117H153L152 119L153 120H151V118ZM166 117V118H167ZM178 117V118H177ZM186 117H190V119L188 120V121H185V119H186ZM132 118H130V120H128V121H130L131 122V120H133ZM135 118V117H134ZM144 120H143V119ZM175 118H177L178 119V121H177V119H175ZM180 118H181V120H180ZM222 118H224V120L222 119ZM135 119V120H136ZM141 119V120H140ZM162 119V118H161ZM163 119H165V118H163ZM173 119V120H172ZM184 119V120H183ZM194 119V120H193ZM135 120H133L132 122H131V124L132 123H134L135 122ZM143 120V121H142ZM151 120V121H150ZM166 120V121H167ZM180 120V121H179ZM248 120V121H247ZM142 121V122H141ZM161 121V120H160ZM167 121V122H168ZM175 121V122H174ZM1 122H3V121H1ZM130 122H128V123H130ZM165 122V121H164ZM167 122H165V123H167ZM177 122V123H176ZM185 122V123H184ZM153 123V124H152ZM157 123H159V121L157 120ZM162 123V122H161ZM182 123V124H181ZM42 124L43 123H41V124H35L34 125V128L35 129H33V126L32 127H30L29 129L30 130H33L34 132H32V131H30V130H28L29 131V133H26V134H24L23 136L24 137H21V141L20 142H18V144H17V146H16V150L15 151H17L19 154L21 153L22 154V158H24V161L26 160V154L27 153H25V155L23 156V152H26V151H28V150H30V149H28L27 148V146H33V144H34V140H36L35 141V144H36V146H37V143H40L41 144V142L43 143V141H44V145L45 146H47L46 147V149L48 148L49 149V146H50V144H53V142L52 141H50L49 142V146L47 145L48 144V141H46V140H44V139H46V137L44 136V135H41V134H39L40 133V131L42 130ZM135 124V123H134ZM143 124V125H142ZM152 124V125H151ZM164 124V123H163ZM173 124H175V125H173ZM259 124V125H258ZM130 125V124H129ZM148 127H150V130L147 128V126ZM149 125H151L153 128H155V130L153 129L152 130V127L151 126H149ZM36 126V127H35ZM133 126V125H132ZM158 126V127H159ZM195 127H196V125H194ZM134 127V126H133ZM136 127V126H135ZM264 127V126H263ZM32 128V129H31ZM136 128H138V127H136ZM136 128L135 129H133V130H136ZM143 128H144V126H143ZM38 131H37V130ZM130 129H132L131 127H130ZM206 129V130H205ZM212 129V130H211ZM143 130H145V129H143ZM142 130V131H143ZM188 130V131H187ZM36 131V132H35ZM187 131V132H186ZM192 132H193V130H191ZM211 131H212V133L214 134V135H218V136H216V138L215 139H213V137H212V133H211ZM30 132H32V133H34V134H32L33 135V137H31V134H30ZM135 131H133L132 132V134H135L134 133ZM136 132L138 133V132H140L139 131V129H138V131L136 130ZM149 132V134H150V136L152 137H155V132H154V134H152L151 135V133ZM191 132V133H192ZM258 132V131H257ZM145 134V136H143V134ZM142 133H140V136L138 137L139 139H143L142 141H144L145 139H148V137H147V135H149V134H147V131L144 133V132H142ZM162 133V134H161ZM197 135H196V134ZM199 133V134H198ZM254 133V134H255ZM30 136H29V135ZM37 134V135H36ZM38 134L39 135H41V136H44V139L42 138V137H40L41 139H42V141L40 140V142L37 140L38 139ZM139 134V133H138ZM34 135H36L37 137H35ZM136 135V134H135ZM180 135V136H179ZM185 135H186V137L189 139V141H191L190 143L192 144V146H194V148L195 149H192V147H191V145H190V143H189V141H187L188 139L187 138H185ZM225 135V136H224ZM227 135V136H226ZM132 136V135H131ZM134 136V135H133ZM132 136V137H133ZM181 136H184V137H182V138H180ZM190 138H189V137ZM34 137L35 138H37V139H34ZM147 137V138H146ZM177 137H178V140H176L177 139ZM30 138H33V139H30ZM180 138V139H179ZM191 138H192V140H191ZM261 138V137H260ZM134 139H136V136H135V138H133V140ZM138 139V140H139ZM151 139H153V141L152 142H154V140H155V138H150L149 137V139L148 140H146V142L145 143H147V141L148 142H150L149 140H151ZM183 139H186V140H183ZM224 139V140H223ZM24 140H26V141H24ZM30 140H32L31 141V144H32V142H33V144L31 145L30 144ZM49 140V139H48ZM201 140V141H200ZM205 140V141H204ZM249 140V141H248ZM38 141V142H37ZM181 141V142H180ZM187 143H185V142ZM242 141V142H241ZM259 141V140H258ZM257 141V142H258ZM37 142V143H36ZM52 142V143H51ZM137 142H139V141H136V143ZM140 142H141V140H140ZM139 142V143H140ZM151 142V143H152ZM155 142H156V140H155ZM158 142V141H157ZM192 142H194V143H192ZM196 142H197V144H196ZM219 144H221V145H219ZM241 142V144H240V146H242V147H245V148H240V150H242V152L239 150L238 151V146H239V143ZM22 143V144H21ZM24 143V144H23ZM29 143V145H27ZM46 143V144H45ZM129 143H130V146H131V144H133L132 146L134 147L135 145V142H132L131 141V138H130V141H129ZM151 143H148V144H150L149 146H147V147H153V150L155 151V153H157L156 151H157V149H156V147H154L155 145L157 146V144H155V145H153V144H151ZM162 143H159V145L160 144H162ZM214 143V144H213ZM217 143V145H219L218 147H217V145H215ZM262 143V142H261ZM39 144V146H38V148L37 149H39V147H41V146H44L43 144H41L40 145ZM147 144V145H148ZM195 144V145H194ZM202 144H203V149L201 148L202 147ZM263 144H264V142H263ZM54 145V144H53ZM53 145H51V146H53ZM75 145V144H74ZM77 145V144H76ZM75 145V146H76ZM80 145V144H79ZM127 145H128V149L130 148L129 147V144L127 143ZM137 145V144H136ZM141 145H142V143H140V144H138L137 146V149L136 150H134L135 148H133L132 149V146H131V149L133 150H131V152H133V154L128 150V149H126L127 150V152H128V154L129 153H131V154H129V156H131L129 159H132L133 161H136L137 160V158H134L133 159V155H134V152H135V155L137 156V153H141V151H142V153H143V150L145 149V144L143 143V145H142V147H144V149H142L141 151H138V150H140L141 149ZM151 145H153V146H151ZM158 145V146H159ZM186 145V146H185ZM247 145H250L251 147H253V149L252 148H247L248 146ZM45 146H44V148H45ZM50 146V147H51ZM55 146V145H54ZM140 146V147H139ZM157 146V147H158ZM162 146H161V148H162ZM188 146V147H187ZM222 146V147H221ZM249 146V147H250ZM20 147V148H19ZM26 148V151H24L25 150V148ZM70 147V146H69ZM78 146H76V151H77V149L79 148H77ZM81 148H83L82 147V145L80 146ZM146 147V149H148ZM191 147V151H188V150H190L189 148ZM219 147H221V148H219ZM33 148H35V150L33 151V152H35L36 151V147L34 146ZM43 147H41V149L43 150L44 149ZM53 148H55V147H53ZM80 148V149H81ZM155 148V149H154ZM162 148V151H164V149ZM218 148V149H217ZM247 148V149H246ZM260 148H261V150H260ZM18 149V150H17ZM28 149V150H27ZM40 149V150H41ZM51 149H52V147H51ZM56 149H59V148H56ZM70 149L72 150V149H74V146L71 148L70 147ZM84 149V148H83ZM184 149V150H183ZM244 149V150H243ZM32 150V149H31ZM53 150H55V149H52L51 151H53ZM62 150V149H61ZM61 150H59L60 151V153H59V151L58 152H56V153H58V154H62L63 152H61ZM65 150H68V152H70V150L69 149H65ZM75 150V149H74ZM79 150V149H78ZM86 150V149H85ZM247 150V151H246ZM258 150V151H257ZM20 151V152H19ZM23 151V152H22ZM49 152H50V149L48 150ZM56 151V150H55ZM63 151V150H62ZM84 151V150H83ZM161 152V150H159V148H158V152ZM232 151V152H231ZM237 151H238V153L239 154H241L240 156H238V153H237ZM260 151V152H259ZM29 152L30 151H28V155H31V154H29ZM33 152H31V153H33ZM45 152H46V150H45ZM65 152V151H64ZM81 153L82 151L81 150H79L78 152H77V154L78 153ZM86 152V151H85ZM87 152H89L88 154H91V151H87ZM87 152H86V154H87ZM180 154H179V153ZM247 153V154H245V153ZM255 152V153H254ZM264 152V151H263ZM15 154L13 155V156H15V155H19L18 153L16 154V152H14ZM37 153H38V151H37ZM37 153H35V154H37ZM53 153V152H52ZM55 153V154H56ZM72 152H70V154H71ZM76 153V152H75ZM75 153L73 154V156H75ZM80 153H79V155H77V156H81V157H86V156H84L85 155V153H84V155H82V153H81V155H80ZM139 153V154H140ZM163 153V152H162ZM162 153L160 154V155H162ZM227 153V154H226ZM237 153V154H236ZM251 153V154H250ZM20 154V155H21ZM69 154V155H70ZM128 154H125V156L124 157H126L127 158V156H128ZM144 154V153H143ZM142 154V155H143ZM176 154V155H175ZM244 154L246 155V156H244ZM253 154H254V156H253ZM52 155V154H51ZM65 155V153L64 154H62V157ZM66 155H67V153H66ZM134 155V156H135ZM141 155V154H140ZM140 155H138V156H140ZM193 155V156H192ZM243 155V156H242ZM26 156V157H25ZM57 156H60L61 157V155H57ZM71 157H73L72 156V154L70 155ZM69 156V157H70ZM94 156V155H93ZM128 156V157H129ZM19 156H16V158H18ZM21 157V156H20ZM19 157V158H20ZM29 157V156H28ZM27 157V161L28 162H31V161H29V160H31L32 159V157H31V159H29ZM70 157V158H71ZM141 157V156H140ZM198 156H196V158H197ZM240 157V158H239ZM244 157V158H243ZM246 157V158H245ZM15 158V157H14ZM15 158V159H16ZM18 158V159H19ZM64 158H66V156H64ZM142 158V157H141ZM141 158H139V160L138 161H141L142 159ZM224 158H225V156H224ZM236 158V159H237ZM241 158H242V160H241ZM29 159V160H28ZM67 159H68V156H67ZM128 158H127V160H129ZM136 159V160H135ZM141 159V160H140ZM185 160V161H186ZM262 162H261V161ZM16 161H19V160H17L16 159ZM23 161V162H24ZM138 161H136V162H138ZM257 161V162H256ZM261 163H260V162ZM20 163H22V159H20V161H19ZM19 162H16L17 164L19 163ZM64 162V164H66L65 163V161H63ZM131 162V160L129 161V163ZM253 162H256V163H253ZM20 163H19V165H17V166H24L25 164H21L20 165ZM26 163V162H25ZM140 163V162H139ZM142 163V162H141ZM62 164L63 163H61V165H59L58 164V166H60V167H64V166H62ZM129 166H130V164H128ZM60 167H58V168H60ZM262 167H264V164H263V166ZM116 167H113V168H111V169H109V170H107V174H106V172L103 174V175H101V177H105L104 175H106V177L105 178H101L102 179V181L104 182L103 184H102V181H100L101 179H100V177H99V182H101V184L98 182V178L96 179V178H93V179H95L96 181H97V183L98 184H94L95 186H97L96 188L92 185L94 182H95V180H93L94 182L92 183V181H91V179L89 180V182H91V183H86V185H85V183H83L84 184V186H82V184L80 185V188H81V186H82V188L84 187H86L87 186V184H89V185H92L96 190H98L99 192L102 190V189H104V188H108L109 187V185H113L112 183V181H114V178H116L117 176H116V174H118V175H120V172L118 173V171H120V170H118L117 168L115 169ZM128 168H131V166L130 167H128ZM64 169L67 171V169L64 167ZM114 171H113V170ZM60 170L62 171V173L63 172H66V171H63V169L62 168H60ZM116 170H118V171H116ZM264 171V170H263ZM262 171V172H263ZM130 173V172H129ZM121 174H123L122 172H121ZM132 174V173H131ZM109 175H110V177H109ZM135 175V174H134ZM115 176V177H114ZM124 176H126V174L124 175ZM124 176H123V178H124ZM132 176V175H131ZM130 175L128 176V182H129V177L131 178L130 179V182H132L133 181V179H132V177H131ZM264 176V173H262V175H261V177H263ZM121 177H122V175H121ZM121 177H120V179H121ZM127 177V176H126ZM122 178V179H123ZM116 179H118V178H116ZM115 179V180H116ZM124 179H126V178H124ZM135 179V178H134ZM107 180V181H106ZM116 181H118V184L120 183V185H121V183L123 184L124 182H123V180H122V182H121V180H116ZM88 182V181H87ZM106 183V185H104ZM133 183V182H132ZM116 185H117V183H115ZM125 184V183H124ZM127 184V183H126ZM129 184V183H128ZM131 184V183H130ZM99 185V186H98ZM102 185H104V186H102ZM107 186V187H106ZM118 186V185H117ZM122 186V185H121ZM89 186H87L86 187V190H88L89 188H88ZM102 187H104V188H102ZM79 188V187H78ZM79 188V189H80ZM82 188H81V190H82ZM93 188V190L94 191H96L95 189ZM76 190V189H75ZM78 190V189H77ZM84 190V189H83ZM91 190V189H90ZM90 190H88V194L89 193H91V191ZM90 191V192H89ZM93 191V192H94ZM98 191H96L95 192V195L97 194H99V192ZM80 192V191H79ZM79 192H77L76 191V193H79ZM81 192H83L84 193V191H81ZM75 193V192H74ZM76 193L75 194H73L74 195V197H76L77 195H79V196H81V194L79 193V194H77L76 195ZM82 193V196L81 197H83V194ZM86 193V194H87ZM92 194V193H91ZM90 194V196H92V197H94L93 196V194L91 195ZM73 195L71 196V198L73 197ZM95 196V197H98V196ZM79 196H77V197H79ZM84 196H87V195H84ZM89 196V197H90ZM70 197V196H69ZM69 197H67V198H69ZM80 197V198H81ZM70 198V199H71ZM88 197H86V199H87ZM83 199H84V197H83ZM85 199V200H86ZM90 199V198H89ZM88 200V199H87ZM84 201V200H83ZM82 201V202H83ZM86 202V201H85ZM149 256H151V254H149Z\"/></svg>","mask_w":264,"mask_h":264}]
</instances>
